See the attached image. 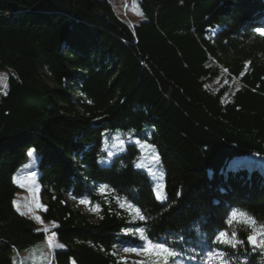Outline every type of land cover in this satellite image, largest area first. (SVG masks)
I'll return each mask as SVG.
<instances>
[{
  "label": "trees",
  "instance_id": "trees-1",
  "mask_svg": "<svg viewBox=\"0 0 264 264\" xmlns=\"http://www.w3.org/2000/svg\"><path fill=\"white\" fill-rule=\"evenodd\" d=\"M134 3L128 25L109 0H0V264L49 232L48 264H164L119 256L141 235L178 253L166 264H264L229 225H264V0ZM30 150L46 230L14 205Z\"/></svg>",
  "mask_w": 264,
  "mask_h": 264
},
{
  "label": "rangeland",
  "instance_id": "rangeland-1",
  "mask_svg": "<svg viewBox=\"0 0 264 264\" xmlns=\"http://www.w3.org/2000/svg\"><path fill=\"white\" fill-rule=\"evenodd\" d=\"M112 3V7L114 8L116 14L121 18V20H124L128 25H132L136 23L139 18V12L137 10V7L135 6L134 0H109ZM223 74V73H222ZM222 76V75H221ZM219 76L217 79H215L211 85L213 87L217 88L221 86L224 83H228L229 85H233V88L236 86V84H233L232 82H229L225 76ZM3 77H5V73H0V88L4 86ZM29 153V152H28ZM34 154L32 152L31 155L28 154V157L26 161L20 165V167L17 169L15 175H19L18 179L20 180V186L21 190L18 191L15 194V208H17L20 211L26 212L27 215H29L31 218L35 219L38 223V225L46 230L51 225L48 222L41 223L39 218V210L43 208L41 202L38 199V187L35 186V181L33 177L27 176L24 174L33 171L34 169ZM23 174V175H22ZM156 194V192H155ZM67 200L76 208L82 209L92 220H94V217L97 213V209L95 207H89L87 203H81L82 200H72L67 198ZM47 240H45V245L40 244V252L41 254L37 252H31L30 250H24L21 252L20 257L22 259L21 264H48L50 253L53 250V246L55 248V245L58 244L56 241L55 236L53 233L49 232L47 234ZM51 243H53L52 248L50 247ZM150 253L152 254L150 256ZM118 254L120 257L124 259L144 262L147 261L149 263L157 260L159 256H157V253L150 252L149 250H141L138 253L133 252H125L123 249H120L118 251Z\"/></svg>",
  "mask_w": 264,
  "mask_h": 264
},
{
  "label": "snow or ice",
  "instance_id": "snow-or-ice-1",
  "mask_svg": "<svg viewBox=\"0 0 264 264\" xmlns=\"http://www.w3.org/2000/svg\"><path fill=\"white\" fill-rule=\"evenodd\" d=\"M3 80L6 81L7 77L6 76L3 77ZM4 88H7V83H4ZM145 146L150 147V148L154 147L153 145H145ZM28 154L31 155L32 150H30ZM154 160H156V161L159 160L158 154L154 157ZM162 191H163V185H160L155 190L156 198L158 200L162 199V198H166V197H162V195H161ZM81 203H88V201L83 200V201H81ZM136 213L139 215V218L141 220L144 219V216L140 215L139 209H136ZM233 222L241 224L246 231L248 228H251V234H249L247 236L248 243H250L254 246L260 247V248H264V225L257 226L255 219L243 211H233L232 212L231 217L229 219V225L231 226V224ZM53 235H55V233H53ZM140 239L142 241H146V244L142 242L139 245V247L124 248L123 250L125 252H133V253H138L141 250H145V249L154 251L156 253L162 254L164 264H166V262L169 258H172V257H175L176 255H178V253H176L172 248L166 246V244L155 243L149 237H147L145 235H141ZM218 241L221 243H227L233 248L244 243V241H241L237 238L236 231H232L230 236H229L228 232H222L220 234V237H218ZM50 247H51V245H50ZM55 247L56 248H62L63 245L57 244V245H55ZM207 259L208 260L216 259L218 261V264H227V258L226 257L220 256V255L215 254V253L210 252L208 254Z\"/></svg>",
  "mask_w": 264,
  "mask_h": 264
},
{
  "label": "bare ground",
  "instance_id": "bare-ground-1",
  "mask_svg": "<svg viewBox=\"0 0 264 264\" xmlns=\"http://www.w3.org/2000/svg\"><path fill=\"white\" fill-rule=\"evenodd\" d=\"M131 1V0H130Z\"/></svg>",
  "mask_w": 264,
  "mask_h": 264
}]
</instances>
